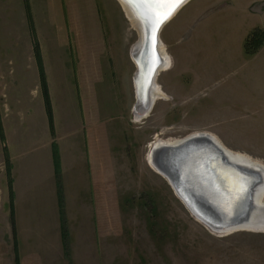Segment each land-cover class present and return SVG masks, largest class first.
I'll use <instances>...</instances> for the list:
<instances>
[{"label": "rangeland", "instance_id": "374dc122", "mask_svg": "<svg viewBox=\"0 0 264 264\" xmlns=\"http://www.w3.org/2000/svg\"><path fill=\"white\" fill-rule=\"evenodd\" d=\"M262 1L189 0L164 22L158 38L168 63L152 83L161 95L136 120L139 35L119 0H28L31 24L24 0H0V107L9 108L10 129L20 111H38L35 39L60 128L85 135L111 183L122 156L124 220L142 254H110V264H264V231L209 229L148 161L157 139L206 132L264 165V43L254 55L243 51L252 31H264V11L251 10ZM0 126L4 136L1 116ZM5 151L4 137L0 159Z\"/></svg>", "mask_w": 264, "mask_h": 264}, {"label": "crops", "instance_id": "0c3cea01", "mask_svg": "<svg viewBox=\"0 0 264 264\" xmlns=\"http://www.w3.org/2000/svg\"><path fill=\"white\" fill-rule=\"evenodd\" d=\"M35 69L38 76L36 62ZM34 83L38 111L30 105V112L20 111L15 132L7 123L9 108L2 112L0 107L12 181L10 197L2 155L0 264H110V254H142L139 237L124 220L125 191L121 193L118 180L121 176L123 187L122 156L111 183L102 158L93 160L85 135L78 140L71 129L60 128L47 80L54 134L50 133L39 77ZM30 132L38 134L30 138ZM126 242H130L128 248Z\"/></svg>", "mask_w": 264, "mask_h": 264}, {"label": "water", "instance_id": "95a60500", "mask_svg": "<svg viewBox=\"0 0 264 264\" xmlns=\"http://www.w3.org/2000/svg\"><path fill=\"white\" fill-rule=\"evenodd\" d=\"M128 3L144 29L135 75L138 109L151 104L147 89L162 59L157 50L158 33L172 15L157 26L147 5L140 0H128ZM251 10L263 12L264 1L254 4ZM164 11L167 8L161 7L157 16ZM151 155L156 170L205 226L218 231L229 227L238 231L246 225L264 226V165L233 154L206 132L192 133L176 143L154 147Z\"/></svg>", "mask_w": 264, "mask_h": 264}, {"label": "trees", "instance_id": "16d2710c", "mask_svg": "<svg viewBox=\"0 0 264 264\" xmlns=\"http://www.w3.org/2000/svg\"><path fill=\"white\" fill-rule=\"evenodd\" d=\"M25 8L27 11V16L29 22L31 21L30 13H29V4L28 0H24ZM31 24V22H30ZM264 43V31L262 30H254L252 31L248 37L245 40V43L243 45V51L246 55L251 56L257 53V51L263 46ZM33 56L37 65L38 69V77H39V83H40V90L42 93V97L44 100V106H45V111L47 115V120H48V126L50 133L53 135V117H52V108H51V103L49 99V93H48V87H47V82H46V76H45V71L43 68L42 60H41V54H40V48L38 42L34 39L33 46ZM0 138L3 140V132L1 130L0 126ZM53 147V158H54V164L55 167H58V158H57V151H56V144L55 142L52 143ZM5 163H6V174H7V180H8V187H9V193L10 197L12 196V189H11V175H10V162L8 158V153L5 151Z\"/></svg>", "mask_w": 264, "mask_h": 264}, {"label": "bare ground", "instance_id": "6f19581e", "mask_svg": "<svg viewBox=\"0 0 264 264\" xmlns=\"http://www.w3.org/2000/svg\"><path fill=\"white\" fill-rule=\"evenodd\" d=\"M120 1V4L122 5V7H123V9H124V11H125V13H126V15H127V17H128V19H129V21L131 22V25L137 30V34L139 35V41H138V43L135 45L136 47L134 48V51H133V54H132V56H133V58H134V60H135V62H136V65H138L137 64V57H139V47H140V45H142V42H143V38H144V29H143V26H142V23H141V20L139 19V17L137 16V14L135 13V11L133 10V8L130 6V4L128 3V2H126V0H119ZM189 0H187L184 4H186L187 2H188ZM183 4V5H184ZM182 5V6H183ZM182 6H179L177 9H176V11L172 14V16L177 12V10L179 9V8H181ZM171 16V17H172ZM170 17V18H171ZM169 18V19H170ZM168 19V20H169ZM162 46H161V43H158V46H157V50H158V52L159 53H161L162 52V48H161ZM168 58V57H167ZM166 58V59H167ZM167 61H165L164 60V58H162L161 59V62H160V64L158 65V67H157V71H156V73L158 72V70L159 69H163V68H165L166 67V65H167ZM149 91V90H148ZM149 94H150V97H151V99H150V101L152 102L156 97H158L159 98V96L161 95V93H160V90H159V88H158V86L157 85H155V84H152V86H151V89H150V92H149ZM148 109H149V107H145V106H142V107H140V108H138L137 110H135V114H136V120L138 119H140L143 115H145L147 112H148ZM178 140H180V139H178ZM178 140H174V141H161V140H159L158 141V139L156 140V142H154L152 145H151V147H150V149H149V153H148V161H149V163L153 166V163H152V155H151V152H152V150H153V148L154 147H157V146H159V145H163V144H173V143H176V142H178ZM219 142V141H218ZM220 143V142H219ZM221 144V143H220ZM222 145V144H221ZM150 146V145H149ZM223 146V145H222ZM233 154H235V155H237V156H240L241 158H245V159H247V160H250V161H252L254 164H259V165H262V164H260L259 162H257V161H254V160H252V159H250V158H248L247 156H244V155H242V154H239V153H235V152H233ZM153 168L156 170V168L153 166ZM159 174H161V175H163L160 171H158V170H156ZM209 228V227H208ZM262 228H264V226H258V227H253V226H251V225H246V226H244V228H242V229H252V230H255V229H262ZM210 229V228H209ZM211 230H213V229H211ZM213 231H216V232H222V233H226V232H230V231H235V230H233L232 228H225V229H222V230H220V231H218V230H213Z\"/></svg>", "mask_w": 264, "mask_h": 264}, {"label": "snow or ice", "instance_id": "6c2138e0", "mask_svg": "<svg viewBox=\"0 0 264 264\" xmlns=\"http://www.w3.org/2000/svg\"><path fill=\"white\" fill-rule=\"evenodd\" d=\"M126 2H128V0H126ZM140 2L149 7L150 14L153 17L155 24L158 26L171 16L176 9L185 2V0H140ZM161 7H166L167 11H164L162 15L157 16L156 13L161 11ZM153 9H155V11H152Z\"/></svg>", "mask_w": 264, "mask_h": 264}, {"label": "flooded vegetation", "instance_id": "af4514ba", "mask_svg": "<svg viewBox=\"0 0 264 264\" xmlns=\"http://www.w3.org/2000/svg\"><path fill=\"white\" fill-rule=\"evenodd\" d=\"M219 6H220V5H219ZM148 90H149V91H148ZM149 92H150V88L147 89V93H148V95H149Z\"/></svg>", "mask_w": 264, "mask_h": 264}]
</instances>
